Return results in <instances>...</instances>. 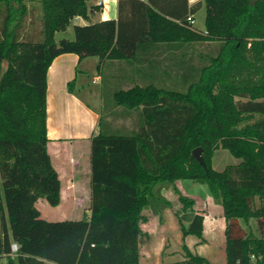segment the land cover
<instances>
[{
    "label": "trees",
    "instance_id": "trees-1",
    "mask_svg": "<svg viewBox=\"0 0 264 264\" xmlns=\"http://www.w3.org/2000/svg\"><path fill=\"white\" fill-rule=\"evenodd\" d=\"M91 1L0 0V264H141L143 241L150 240L142 229L145 212L173 208L166 190L179 196L183 237L203 240L205 218L176 187L182 180L206 185L222 206L225 264H253V255L264 264V0L193 6L189 0L136 1L143 15L136 34L132 20L124 18L126 1L118 21L98 23L90 16L102 9L90 7ZM31 4L41 14L39 32L28 31ZM204 4L202 32L190 19ZM78 18L89 24H74L75 38L57 42L56 35ZM147 42L192 48L200 66L194 68L192 58L182 61V74L166 77L171 88L158 75L111 73L112 63L144 64L131 58ZM63 54L100 58L111 103L91 140L90 216L49 222L37 203L44 199L56 207L62 199L48 152V70ZM74 84H68L70 92ZM118 120H131L134 129L114 125ZM120 131L129 135L115 134ZM199 148L206 169L193 156ZM219 150L239 163L216 171ZM250 220L257 221L260 236L243 227ZM13 244L19 246L16 254ZM183 249L182 260L162 264H209Z\"/></svg>",
    "mask_w": 264,
    "mask_h": 264
},
{
    "label": "crops",
    "instance_id": "crops-1",
    "mask_svg": "<svg viewBox=\"0 0 264 264\" xmlns=\"http://www.w3.org/2000/svg\"><path fill=\"white\" fill-rule=\"evenodd\" d=\"M123 1L127 2L124 5V18L132 20L135 34L138 33L143 15L141 5L136 1L147 3V0H93L89 6H100L102 10L90 16L91 23L118 21L120 5ZM198 2H203V0H189V5L193 6ZM196 15H194L195 28L197 27ZM74 24L87 25L89 22L78 18ZM141 25L143 24L141 23ZM197 30L206 31V29ZM147 43L144 46H138L131 58L139 59L140 57L146 61L144 64L124 63L121 65L117 62L112 63L111 73L113 75H126L128 73V75H137V73L158 75L161 77L160 84L169 87L171 83L166 77L169 74L177 76L182 74L184 67L182 61L192 58V66L194 68L200 66L198 52L193 51L192 48L172 49L162 43ZM197 48L199 47L197 46ZM172 59H176L178 62L176 64L169 62ZM100 64L99 57H88L81 60L76 54H63L55 58L48 70V152L61 180V199H81L84 195L86 199L89 198L86 186L89 184V175H92L91 140L100 132V121L103 113L102 100L97 98V92L91 88L89 80L92 78L93 84L102 82ZM72 81H75V84L73 91L70 92L68 84ZM177 88L183 89L179 85ZM93 102L94 104H92ZM83 172L87 176L85 186L80 178ZM80 190L82 191L81 197L78 193ZM168 200L172 203L171 199ZM207 203L210 205L209 207L221 213L211 217L205 210H199L198 204H196L195 210L205 218L203 240L195 236L183 237L176 215L178 211L172 213L173 208L167 209L159 215L148 213L149 211L145 212L148 222L142 225V229L150 236L147 244L150 243L151 247L147 264H162V261L182 260L184 250H180V245L184 246L185 243L193 253L208 259L209 264H225L227 223L223 208L216 204L214 199H209ZM171 235L177 237L178 240L173 239L171 241L172 246L167 249ZM216 253H221L220 260H217ZM143 256L142 254L141 264H143Z\"/></svg>",
    "mask_w": 264,
    "mask_h": 264
},
{
    "label": "rangeland",
    "instance_id": "rangeland-1",
    "mask_svg": "<svg viewBox=\"0 0 264 264\" xmlns=\"http://www.w3.org/2000/svg\"><path fill=\"white\" fill-rule=\"evenodd\" d=\"M33 6H36L35 4L30 5L31 14L28 21H27V27L34 29V32H39L41 30V14L38 8H33ZM34 21V26L30 27V23ZM196 21H197V29L199 30H205L206 29V6L204 4L203 8L197 13L196 15ZM75 38V32H74V23L68 28L67 32H61L58 33L56 36V41L60 42L63 39H69L73 40ZM197 62V60H196ZM102 72L104 75H110L109 70L104 68L102 69ZM89 83L91 85V88L97 92V98H101L102 100V110L104 111V106L109 107V104L111 103V100L108 97V92L103 90L104 85H102V82L93 84L92 78H90ZM108 83V82H107ZM106 85V82H105ZM170 87V86H169ZM108 88V87H107ZM171 88V87H170ZM94 104V102L92 103ZM96 104V103H95ZM114 125L122 126L124 125L127 131H131L134 129V125L131 120H118L114 123ZM103 125V129L107 128ZM115 134L119 135H129L128 133H124L122 131L116 132ZM89 163H90V157H89ZM239 161L236 160L228 151L226 150H219L215 153V156L213 158V167L216 171L222 172L227 168L228 166L236 165ZM82 179L81 182H83L85 186V180H87V176L85 172L81 174ZM91 178L92 175H89V184L87 187L89 198L82 197L81 199H62V202L59 206L53 207L51 206L46 200L41 199L37 203V207L39 211L41 212V216L44 220L49 222H61V221H79L82 220L85 217L90 216L91 211L90 207L92 204V186H91ZM176 187L181 191L183 195H185L188 198L193 199L196 204H198L199 210H205L211 217L218 215L221 212L216 211L215 209H212V207H209L210 205L207 203L209 199H213V197L210 194V191L208 187L204 184L190 181V180H182L176 182ZM85 190V189H84ZM80 197L82 195V191H78ZM166 197L168 199H171L173 204L172 213L179 211L181 209V204L179 202V196L173 191V190H166L164 192ZM196 206V205H195ZM221 211V210H220ZM150 213V212H148ZM243 227L250 232L253 233L256 236H260L258 224L256 220H250L248 225L245 224V222H242ZM194 238V237H193ZM175 239L178 240L177 237H174L171 235L169 237L170 244L168 245L167 249L172 246L171 241ZM185 241L183 242V244ZM186 245V243L184 244ZM188 247V245H186ZM183 246L180 245V250H184L182 248ZM150 243L147 244V240L145 239L142 244L141 252L144 255L143 256V264H147V259L150 254ZM179 250V249H178ZM217 260L221 259V253H216Z\"/></svg>",
    "mask_w": 264,
    "mask_h": 264
},
{
    "label": "water",
    "instance_id": "water-1",
    "mask_svg": "<svg viewBox=\"0 0 264 264\" xmlns=\"http://www.w3.org/2000/svg\"><path fill=\"white\" fill-rule=\"evenodd\" d=\"M193 156H194L195 159H197V160L200 162V164H201L205 169L207 168L206 163H205V161H204V158H203V156H202V149H201V148L194 150V151H193Z\"/></svg>",
    "mask_w": 264,
    "mask_h": 264
},
{
    "label": "built area",
    "instance_id": "built-area-1",
    "mask_svg": "<svg viewBox=\"0 0 264 264\" xmlns=\"http://www.w3.org/2000/svg\"><path fill=\"white\" fill-rule=\"evenodd\" d=\"M190 23H191V25H193V26H195V24H196V22H195V20L194 19H190ZM18 250H19V246L17 245V244H13L12 245V252H13V254H16L17 252H18ZM252 263L253 264H258L257 263V261H258V258L256 257V256H252Z\"/></svg>",
    "mask_w": 264,
    "mask_h": 264
}]
</instances>
